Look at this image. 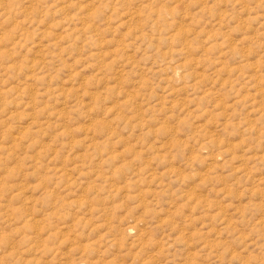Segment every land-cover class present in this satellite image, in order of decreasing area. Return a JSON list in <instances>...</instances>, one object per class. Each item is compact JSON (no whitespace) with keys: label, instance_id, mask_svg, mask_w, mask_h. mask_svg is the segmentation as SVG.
Returning a JSON list of instances; mask_svg holds the SVG:
<instances>
[{"label":"rangeland","instance_id":"obj_1","mask_svg":"<svg viewBox=\"0 0 264 264\" xmlns=\"http://www.w3.org/2000/svg\"><path fill=\"white\" fill-rule=\"evenodd\" d=\"M0 264H264V0H0Z\"/></svg>","mask_w":264,"mask_h":264}]
</instances>
